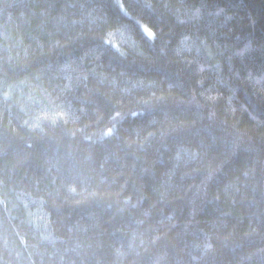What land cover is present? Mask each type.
<instances>
[{
  "label": "trees",
  "instance_id": "1",
  "mask_svg": "<svg viewBox=\"0 0 264 264\" xmlns=\"http://www.w3.org/2000/svg\"><path fill=\"white\" fill-rule=\"evenodd\" d=\"M0 264H264V0H0Z\"/></svg>",
  "mask_w": 264,
  "mask_h": 264
},
{
  "label": "rangeland",
  "instance_id": "2",
  "mask_svg": "<svg viewBox=\"0 0 264 264\" xmlns=\"http://www.w3.org/2000/svg\"><path fill=\"white\" fill-rule=\"evenodd\" d=\"M145 28V27H144ZM149 33V32H148Z\"/></svg>",
  "mask_w": 264,
  "mask_h": 264
}]
</instances>
